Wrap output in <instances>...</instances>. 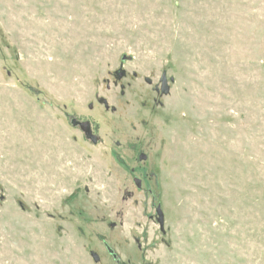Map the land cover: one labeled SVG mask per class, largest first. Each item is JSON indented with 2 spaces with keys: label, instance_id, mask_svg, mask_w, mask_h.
Returning <instances> with one entry per match:
<instances>
[{
  "label": "rangeland",
  "instance_id": "1",
  "mask_svg": "<svg viewBox=\"0 0 264 264\" xmlns=\"http://www.w3.org/2000/svg\"><path fill=\"white\" fill-rule=\"evenodd\" d=\"M0 264H264V0H0Z\"/></svg>",
  "mask_w": 264,
  "mask_h": 264
},
{
  "label": "water",
  "instance_id": "2",
  "mask_svg": "<svg viewBox=\"0 0 264 264\" xmlns=\"http://www.w3.org/2000/svg\"><path fill=\"white\" fill-rule=\"evenodd\" d=\"M126 56L123 57V59H125ZM125 74V70L124 69H119L117 70V76L118 78H121L122 76H124ZM173 80V78H172ZM146 81L151 84L153 83L152 78L146 77ZM156 90H158V92H161L162 94H168L170 92V85L169 82L167 80L166 77V73L163 74V85L162 88L160 89L158 86L155 87ZM101 102H104L105 106L108 107V103L106 100L101 99ZM73 124L74 125H79L81 127V129L84 131L85 135L87 136L88 139H90L93 143H97L99 140V136L97 134H95L93 132L92 129V125L91 122L86 120V121H78L77 119L73 120ZM147 157V155L145 153H141L140 154V159H145ZM134 181L135 183L141 187V178L139 177H134ZM156 220L159 222L161 230L163 232H165V214L164 211L162 209L161 204H158L156 206ZM95 258L98 259V256L96 254H94Z\"/></svg>",
  "mask_w": 264,
  "mask_h": 264
},
{
  "label": "flooded vegetation",
  "instance_id": "3",
  "mask_svg": "<svg viewBox=\"0 0 264 264\" xmlns=\"http://www.w3.org/2000/svg\"><path fill=\"white\" fill-rule=\"evenodd\" d=\"M166 77H167V74H166ZM167 80H168V78H167ZM152 84V83H151ZM162 85H163V75L161 76V78H160V82H158V83H156L155 85H154V90L157 92V93H160V94H162L161 92H158V90H156L155 89V87L156 86H158L160 89L162 88ZM74 119H77L78 121H86V120H82V119H80V118H77V117H73V118H71V123H72V125L73 126H75V127H78L82 132H83V134H84V136L87 138V136L85 135V133H84V131L81 129V127L77 124V125H74L73 124V120ZM88 121H90V120H88ZM91 122V121H90ZM91 125H92V122H91ZM92 129H93V127H92ZM93 132H94V130H93ZM95 133V132H94ZM96 134V133H95ZM88 139V138H87ZM100 139V138H99ZM88 140H90V139H88ZM91 141V140H90ZM92 142V141H91ZM98 142H99V140H98ZM139 158H140V155H139ZM147 158V157H146ZM145 158V159H146ZM134 177H138V176H134ZM134 177H133V179H134ZM140 178V177H139ZM135 182V181H134ZM141 183H142V179H141ZM138 186V185H137ZM141 186H142V184H141ZM139 187V186H138ZM155 217V219H156V215L154 216ZM157 221V220H156Z\"/></svg>",
  "mask_w": 264,
  "mask_h": 264
}]
</instances>
